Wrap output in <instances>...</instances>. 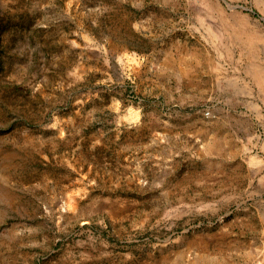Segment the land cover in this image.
Instances as JSON below:
<instances>
[{
    "label": "rangeland",
    "instance_id": "rangeland-1",
    "mask_svg": "<svg viewBox=\"0 0 264 264\" xmlns=\"http://www.w3.org/2000/svg\"><path fill=\"white\" fill-rule=\"evenodd\" d=\"M0 264H264V0H0Z\"/></svg>",
    "mask_w": 264,
    "mask_h": 264
},
{
    "label": "bare ground",
    "instance_id": "bare-ground-1",
    "mask_svg": "<svg viewBox=\"0 0 264 264\" xmlns=\"http://www.w3.org/2000/svg\"><path fill=\"white\" fill-rule=\"evenodd\" d=\"M251 75H255V76H257V77H260V76H261V74H260L259 72H257V71H254V73L251 74Z\"/></svg>",
    "mask_w": 264,
    "mask_h": 264
}]
</instances>
